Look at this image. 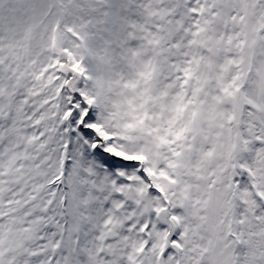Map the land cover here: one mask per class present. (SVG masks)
I'll use <instances>...</instances> for the list:
<instances>
[{
	"label": "snow or ice",
	"instance_id": "1",
	"mask_svg": "<svg viewBox=\"0 0 264 264\" xmlns=\"http://www.w3.org/2000/svg\"><path fill=\"white\" fill-rule=\"evenodd\" d=\"M0 264H264V0H0Z\"/></svg>",
	"mask_w": 264,
	"mask_h": 264
}]
</instances>
